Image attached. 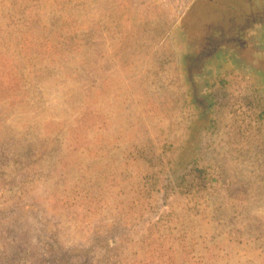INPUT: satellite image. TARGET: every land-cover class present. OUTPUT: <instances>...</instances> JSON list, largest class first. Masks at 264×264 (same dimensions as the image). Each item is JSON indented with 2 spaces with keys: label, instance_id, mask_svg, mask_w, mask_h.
Segmentation results:
<instances>
[{
  "label": "rangeland",
  "instance_id": "1",
  "mask_svg": "<svg viewBox=\"0 0 264 264\" xmlns=\"http://www.w3.org/2000/svg\"><path fill=\"white\" fill-rule=\"evenodd\" d=\"M0 264H264V0H0Z\"/></svg>",
  "mask_w": 264,
  "mask_h": 264
},
{
  "label": "flooded vegetation",
  "instance_id": "2",
  "mask_svg": "<svg viewBox=\"0 0 264 264\" xmlns=\"http://www.w3.org/2000/svg\"><path fill=\"white\" fill-rule=\"evenodd\" d=\"M195 11L196 10L191 11V14H193V16L192 20H190V23L194 22V19L196 17ZM213 14L215 13L211 14L212 20L210 23H212V25L210 26L208 34L213 39L219 37V43L224 46L237 44L238 47H240L244 45L243 29L246 28V26H244V21H241L236 15L228 16L226 14L224 15L223 12H221V15ZM216 29H219L220 31L216 32Z\"/></svg>",
  "mask_w": 264,
  "mask_h": 264
},
{
  "label": "built area",
  "instance_id": "3",
  "mask_svg": "<svg viewBox=\"0 0 264 264\" xmlns=\"http://www.w3.org/2000/svg\"><path fill=\"white\" fill-rule=\"evenodd\" d=\"M242 96V95H241ZM241 100H243V104H242V106L241 107H243V105L247 102V105H246V107H247V110L246 111H251V109L253 108V109H255V100H250V101H245L244 100V97L242 98H240ZM244 101H245V103H244Z\"/></svg>",
  "mask_w": 264,
  "mask_h": 264
},
{
  "label": "trees",
  "instance_id": "4",
  "mask_svg": "<svg viewBox=\"0 0 264 264\" xmlns=\"http://www.w3.org/2000/svg\"><path fill=\"white\" fill-rule=\"evenodd\" d=\"M257 120V119H256Z\"/></svg>",
  "mask_w": 264,
  "mask_h": 264
}]
</instances>
